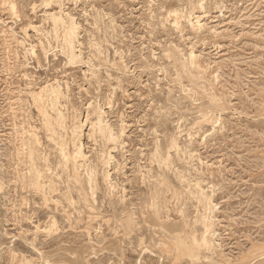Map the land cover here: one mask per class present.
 <instances>
[{"label": "rangeland", "instance_id": "374dc122", "mask_svg": "<svg viewBox=\"0 0 264 264\" xmlns=\"http://www.w3.org/2000/svg\"><path fill=\"white\" fill-rule=\"evenodd\" d=\"M89 263L264 264V0H0V264Z\"/></svg>", "mask_w": 264, "mask_h": 264}, {"label": "bare ground", "instance_id": "6f19581e", "mask_svg": "<svg viewBox=\"0 0 264 264\" xmlns=\"http://www.w3.org/2000/svg\"><path fill=\"white\" fill-rule=\"evenodd\" d=\"M51 2V1H50ZM13 6V5H12ZM35 9V8H34ZM186 11V10H185ZM63 12V11H62ZM47 13V12H46ZM66 14V13H65ZM50 15H52V14H50ZM52 19H53V21H54V25H55V28H58V27H60V28H64V30H63V39H64V45H65V49H66V51H68L69 52V54H70V58L72 59V63H75L76 61V57H77V53L76 54H73L74 53V51H75V47L73 46V42H75L74 40H75V37H77V25H76V23L72 20V18H70L69 19V21H66L64 18H62V16L61 17H59V16H55V15H53L52 16ZM192 19V18H191ZM173 21V20H172ZM231 22V21H230ZM191 25V24H190ZM215 31V30H214ZM55 32V31H54ZM48 35V34H47ZM45 39V38H44ZM78 42V41H77ZM49 43V42H48ZM174 44V43H173ZM194 44V43H193ZM49 46H50V44H49ZM94 46V45H93ZM32 47V46H31ZM57 48V47H56ZM180 48V47H179ZM12 49V48H11ZM15 49V48H14ZM62 49V48H61ZM47 51V50H46ZM99 51V50H98ZM45 52V51H44ZM11 53V52H10ZM47 54V53H46ZM165 54V53H164ZM18 55V54H17ZM81 55V54H80ZM94 55V54H93ZM48 56V55H47ZM82 56V55H81ZM80 56V57H81ZM197 56V55H196ZM67 58V57H66ZM79 58V57H78ZM78 58H77V60H78ZM82 58V57H81ZM124 58V57H123ZM91 60V59H90ZM80 61H82V60H80ZM88 62V61H87ZM90 62V61H89ZM69 63V62H68ZM113 64V63H112ZM193 64V63H192ZM29 66V65H28ZM111 66V65H110ZM88 71V70H87ZM90 73V72H89ZM60 81V80H59ZM55 83V82H54ZM188 85V84H187ZM71 87V86H70ZM158 87V86H157ZM35 92V91H34ZM42 92L43 93H45V95H46V97H47V99H48V101L52 104V107H53V109H54V106H56V104H57V102L60 100V98H61V95L63 94L60 90H59V88H56V87H54V86H51L50 88H48V87H45L44 89H42ZM41 92V93H42ZM30 95V94H29ZM43 95V94H42ZM36 96H38V94L36 95ZM41 96V95H40ZM64 96V95H63ZM62 96V97H63ZM39 97V96H38ZM37 97V99H41V97L40 98H38ZM36 98V97H35ZM35 98H33V100L35 99ZM37 101V100H36ZM40 101V100H39ZM39 103V102H38ZM89 103V102H88ZM90 104V103H89ZM45 108V107H44ZM43 109V108H42ZM38 110V112H39V109H37ZM41 110V109H40ZM44 110V109H43ZM43 112V111H42ZM99 112V111H98ZM14 113V112H13ZM16 113V112H15ZM55 113V112H54ZM87 113V112H86ZM100 113H101V111H100ZM102 114H103V112H102ZM43 115V114H42ZM98 115V114H97ZM44 116L46 117L47 116V112H46V115L44 114ZM60 116H61V114H60ZM59 116V117H60ZM103 116H104V114H103ZM31 117V116H30ZM17 118V117H16ZM48 118V117H47ZM50 118V117H49ZM61 118H63V117H61ZM75 118V117H74ZM78 118V117H77ZM91 118V117H90ZM104 118V117H103ZM102 118V116H99V118L96 120V123L93 125L94 127H97V129H98V133H100L101 132V134H103L102 136H104V137H106V139L108 140V141H110V142H117V139H116V136H115V134L113 133V130H112V128L105 122V119H103ZM61 121V120H60ZM63 121V120H62ZM76 121V120H75ZM80 120L78 119V122H79ZM81 122V121H80ZM20 123V122H19ZM46 123H48L47 125H48V127H50L49 125H51V123L49 122V121H47V119H46ZM28 124V123H27ZM74 124V123H73ZM81 124V123H80ZM82 125V124H81ZM81 125H79V124H75L74 125V128L72 127L71 129H73L72 131H71V133L72 134H74V136L78 133V132H81L80 131V129L82 128L81 127ZM47 127V126H46ZM93 127V128H94ZM32 128V127H31ZM53 128V126L51 125V128L50 129H52ZM20 130V129H19ZM119 130V129H118ZM16 131V130H15ZM34 131V130H33ZM53 132V131H52ZM80 134V133H79ZM125 135V134H124ZM77 136V135H76ZM92 136V135H91ZM93 136H94V134H93ZM50 137V136H49ZM76 138V137H75ZM54 139V138H53ZM62 139V138H61ZM53 141V140H52ZM74 141V140H73ZM81 141V140H80ZM78 143H79V141H77ZM74 143V142H73ZM81 143H82V141H81ZM80 143V144H81ZM75 145V147L74 148H76L75 149V151H74V160H82V161H85L86 160V156H85V154H84V151H83V147L84 146H82V145ZM83 144V143H82ZM124 145V144H123ZM127 145V144H126ZM130 146V145H129ZM64 150V149H63ZM161 150V149H160ZM60 152V151H59ZM158 152V151H157ZM61 153H63V152H61ZM109 153V152H108ZM176 153V152H175ZM159 154V153H158ZM21 156H22V154H20ZM30 155V154H29ZM190 155V154H189ZM46 156V155H45ZM63 157V156H62ZM32 158V157H31ZM70 158V157H69ZM68 158V159H69ZM111 158H113V157H111ZM198 158V157H197ZM65 160H67V159H65ZM71 160V159H70ZM74 160H71V161H74ZM172 161V160H171ZM194 161V160H193ZM75 162V161H74ZM87 162V161H86ZM118 162V161H117ZM170 162V161H169ZM76 163V162H75ZM85 163V162H84ZM90 163V162H89ZM167 163V162H166ZM172 163V162H171ZM48 164V163H47ZM53 164V163H52ZM94 164V163H93ZM211 164V163H210ZM68 165V164H67ZM90 166V165H89ZM88 166V167H89ZM111 166V165H110ZM203 166V165H202ZM35 167V166H34ZM87 167V168H88ZM86 168V167H85ZM84 168V169H85ZM89 169V168H88ZM87 170V169H86ZM91 171V170H90ZM119 171V170H118ZM86 174H87V172H85ZM93 175V174H92ZM85 176V175H84ZM35 180H36V178H35ZM114 182V181H113ZM39 183V182H38ZM45 184V183H44ZM43 184V185H44ZM110 184V183H109ZM38 185V184H37ZM35 186V185H34ZM39 186V185H38ZM112 186V185H111ZM197 186V185H196ZM60 187V186H59ZM37 188V187H36ZM39 189V188H38ZM95 190V189H94ZM64 196V195H63ZM203 198V197H202ZM205 199H207V198H205ZM205 199H204V201H205ZM212 199V198H211ZM199 200V199H198ZM209 201V200H208ZM206 202V201H205ZM74 203V202H73ZM208 203V202H207ZM206 203V204H207ZM90 205V204H89ZM208 205H210L211 207H209V208H207V207H205V208H207L208 210H209V212H212V211H214V207L215 206H213L212 205V203H209ZM204 207V206H203ZM203 207H201V208H203ZM216 208V207H215ZM209 212H207V213H209ZM206 213V214H207ZM214 213V212H213ZM134 214V213H133ZM200 215V214H199ZM211 215V214H210ZM207 216V215H206ZM214 217V216H213ZM212 218V217H211ZM210 219V218H209ZM52 224V223H51ZM210 224V223H209ZM209 226V225H208ZM203 227H205V226H203ZM210 227V226H209ZM207 229H208V227H207ZM211 229V228H210ZM212 235V234H211ZM210 235V236H211ZM214 235V234H213ZM220 237V236H219ZM14 238V237H13ZM208 238V237H207ZM20 239V238H19ZM214 239V238H213ZM204 242H205V244H208V242H207V240L206 239H204ZM221 243V242H220ZM210 244H212V243H210ZM213 245V244H212ZM214 246V245H213ZM215 247V246H214ZM34 248V247H33ZM38 251V250H37ZM107 253V252H106ZM144 253V252H143ZM225 254V253H224ZM155 255V254H154ZM228 256V255H227ZM141 258V257H140ZM43 261V260H42ZM90 264V263H89ZM162 264V263H161Z\"/></svg>", "mask_w": 264, "mask_h": 264}]
</instances>
